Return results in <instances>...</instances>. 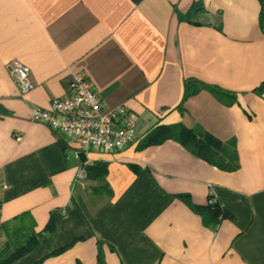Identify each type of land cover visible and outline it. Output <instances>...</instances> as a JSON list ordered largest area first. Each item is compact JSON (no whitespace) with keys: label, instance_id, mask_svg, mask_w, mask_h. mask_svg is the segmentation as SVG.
Segmentation results:
<instances>
[{"label":"crops","instance_id":"crops-1","mask_svg":"<svg viewBox=\"0 0 264 264\" xmlns=\"http://www.w3.org/2000/svg\"><path fill=\"white\" fill-rule=\"evenodd\" d=\"M260 12V0H0V225L41 234L10 264H264ZM13 60L35 85L24 98ZM73 74L104 107L138 116L123 151L84 156L83 187L77 144L30 120L68 94ZM179 123L235 140L238 170L147 141ZM212 196L217 221L201 214Z\"/></svg>","mask_w":264,"mask_h":264},{"label":"built area","instance_id":"built-area-1","mask_svg":"<svg viewBox=\"0 0 264 264\" xmlns=\"http://www.w3.org/2000/svg\"><path fill=\"white\" fill-rule=\"evenodd\" d=\"M8 69L19 89V96L24 98L35 87L29 68L13 60ZM30 120L74 141L79 161L81 156L92 151L121 152L137 138L138 116L123 105L104 107L83 74L71 76L66 96L52 98L47 108H33ZM85 165V162L82 163L75 178V183L81 187V181L86 177ZM209 202L217 203L213 196Z\"/></svg>","mask_w":264,"mask_h":264},{"label":"trees","instance_id":"trees-1","mask_svg":"<svg viewBox=\"0 0 264 264\" xmlns=\"http://www.w3.org/2000/svg\"><path fill=\"white\" fill-rule=\"evenodd\" d=\"M260 4L261 12L259 21L261 27H264V0H260ZM208 91L213 94L217 100L223 103L231 104L234 100L232 96L217 88H208ZM197 92L198 90H195V93ZM187 94L188 88H185L184 98H186ZM166 140H173L179 143L197 158L223 172L231 173L237 171L239 168L235 140L221 141L209 134L199 125L191 129L184 127L180 123L160 126L147 136V141L153 145L160 144ZM81 159L85 162L84 156H81ZM85 170L86 173L89 172L87 166ZM99 171L98 177L101 179L104 176V170L100 169ZM219 213L220 211L217 203L212 204L210 202L208 207L201 211L202 215L209 216L213 221H217V217L221 214ZM23 230V227L11 230L7 228V225H0V236L4 234L6 239V245L0 250V264H10L23 255L31 252L38 245V239L41 234L33 233L31 235H24ZM52 230L53 222L50 220L45 231L51 232ZM1 232L3 233L1 234ZM61 250L56 251V253ZM98 264H104V262L99 259Z\"/></svg>","mask_w":264,"mask_h":264}]
</instances>
